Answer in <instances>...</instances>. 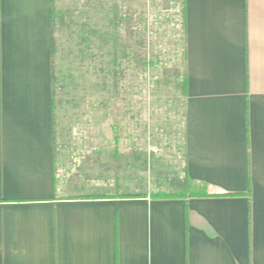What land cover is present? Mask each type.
<instances>
[{
    "label": "crops",
    "instance_id": "1",
    "mask_svg": "<svg viewBox=\"0 0 264 264\" xmlns=\"http://www.w3.org/2000/svg\"><path fill=\"white\" fill-rule=\"evenodd\" d=\"M183 5L187 210L58 195L52 0H0V264H264V0Z\"/></svg>",
    "mask_w": 264,
    "mask_h": 264
},
{
    "label": "rangeland",
    "instance_id": "2",
    "mask_svg": "<svg viewBox=\"0 0 264 264\" xmlns=\"http://www.w3.org/2000/svg\"><path fill=\"white\" fill-rule=\"evenodd\" d=\"M52 9L58 195L179 189L182 0H52Z\"/></svg>",
    "mask_w": 264,
    "mask_h": 264
},
{
    "label": "trees",
    "instance_id": "3",
    "mask_svg": "<svg viewBox=\"0 0 264 264\" xmlns=\"http://www.w3.org/2000/svg\"><path fill=\"white\" fill-rule=\"evenodd\" d=\"M184 15V5L182 0V16ZM54 14L52 12V18ZM149 64V61H148ZM52 82V81H51ZM178 87L181 90V94L185 97L186 96V76L183 72L181 79H179ZM183 176V183L179 187V189L173 192H163L159 191L157 193L149 194L151 198H158V199H183L185 201V208L187 210V200L190 197H197V196H210V193L207 190L206 184L198 181L191 180L188 178L185 166L182 170ZM141 196V195H136ZM85 198V197H83Z\"/></svg>",
    "mask_w": 264,
    "mask_h": 264
}]
</instances>
